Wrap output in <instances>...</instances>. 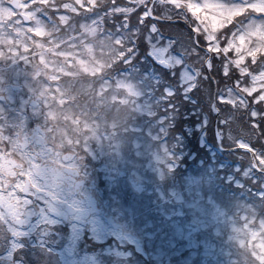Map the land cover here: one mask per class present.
<instances>
[{"label": "snow or ice", "instance_id": "snow-or-ice-1", "mask_svg": "<svg viewBox=\"0 0 264 264\" xmlns=\"http://www.w3.org/2000/svg\"><path fill=\"white\" fill-rule=\"evenodd\" d=\"M0 264H264V0H0Z\"/></svg>", "mask_w": 264, "mask_h": 264}, {"label": "trees", "instance_id": "trees-1", "mask_svg": "<svg viewBox=\"0 0 264 264\" xmlns=\"http://www.w3.org/2000/svg\"><path fill=\"white\" fill-rule=\"evenodd\" d=\"M199 134H195L192 136L188 137V148L187 150H191L192 153L196 156V161L195 163H199V161L201 159H205L206 158V149H201L200 148V144H199V139H198ZM208 140L209 142H211V131H209L208 134ZM221 159L227 160L230 164H235L237 162H239V157L237 156H232V157H228V156H222ZM188 164H193L194 161L189 159L187 161Z\"/></svg>", "mask_w": 264, "mask_h": 264}]
</instances>
